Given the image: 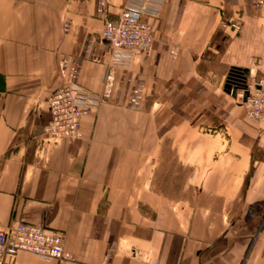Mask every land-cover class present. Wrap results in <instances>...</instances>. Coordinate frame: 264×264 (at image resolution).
Wrapping results in <instances>:
<instances>
[{
  "label": "crops",
  "instance_id": "1",
  "mask_svg": "<svg viewBox=\"0 0 264 264\" xmlns=\"http://www.w3.org/2000/svg\"><path fill=\"white\" fill-rule=\"evenodd\" d=\"M127 6L154 41L121 64L99 36ZM233 69L264 77L251 0H0V229L42 221L72 255L15 263L264 264V123L225 89ZM69 83L100 103L49 142Z\"/></svg>",
  "mask_w": 264,
  "mask_h": 264
},
{
  "label": "built area",
  "instance_id": "2",
  "mask_svg": "<svg viewBox=\"0 0 264 264\" xmlns=\"http://www.w3.org/2000/svg\"><path fill=\"white\" fill-rule=\"evenodd\" d=\"M251 5L264 11V0H251ZM152 15L146 6H127L116 18L104 21L99 39L109 44L117 63L129 64L150 49L154 41ZM231 26L239 30L241 24L234 22ZM246 86L247 89L239 91L236 97L249 119L264 123V77L254 83L246 82ZM47 103L51 120L42 135L47 141L58 143L82 137L83 120L95 112L100 97L83 85L69 83L57 89ZM65 238L64 231L50 228L42 221L14 220L0 229V264H16L15 258L21 252L45 259L71 260V253L65 249Z\"/></svg>",
  "mask_w": 264,
  "mask_h": 264
},
{
  "label": "water",
  "instance_id": "3",
  "mask_svg": "<svg viewBox=\"0 0 264 264\" xmlns=\"http://www.w3.org/2000/svg\"><path fill=\"white\" fill-rule=\"evenodd\" d=\"M250 71L233 69L226 81L225 89L228 93L232 94L234 97L237 96V93L241 90H246V78L249 75ZM248 96V92H245V98Z\"/></svg>",
  "mask_w": 264,
  "mask_h": 264
}]
</instances>
